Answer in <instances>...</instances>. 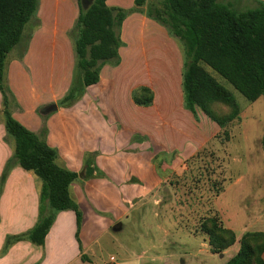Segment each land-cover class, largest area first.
<instances>
[{"label": "crops", "instance_id": "obj_1", "mask_svg": "<svg viewBox=\"0 0 264 264\" xmlns=\"http://www.w3.org/2000/svg\"><path fill=\"white\" fill-rule=\"evenodd\" d=\"M107 4L129 10L121 27L120 61L105 64L100 80L73 103L61 101L75 77L73 29L79 0H39L24 41L8 53L3 83L9 109L57 149L59 164L79 174L71 193L83 220L80 242L77 214L66 209L57 212L44 244L22 238L4 251L8 236L36 225L43 182L18 162L2 182L15 140L6 130L0 90V264H104L94 259L99 239L118 231L135 209L185 172L189 159L225 132L203 111L195 115L185 109L184 56L168 30L145 12L133 10L135 0ZM142 87L152 91L150 105L135 101V91ZM53 105L57 108H50ZM230 139L220 140L224 144ZM261 214L254 230L264 232Z\"/></svg>", "mask_w": 264, "mask_h": 264}, {"label": "trees", "instance_id": "obj_2", "mask_svg": "<svg viewBox=\"0 0 264 264\" xmlns=\"http://www.w3.org/2000/svg\"><path fill=\"white\" fill-rule=\"evenodd\" d=\"M147 1L135 0L133 10L145 12L159 22L183 46L185 108L195 115L198 109L202 110L228 135L227 126L239 116L240 106L233 92L205 65L227 79L248 100L264 97V0H256L253 8L245 10L234 8L229 0H163L162 8L150 6L144 10ZM79 6L73 29L76 71L73 85L61 101L65 105L75 102L87 86L100 80L105 64L119 63L121 27L129 13V10L108 6L107 0H89L88 4L79 0ZM38 7L39 0H0V90L4 94L6 130L15 140L14 155L7 163L2 182L14 162L33 170L43 182L36 225L24 234L8 236L4 251L22 238L44 244L57 212L66 209H73L77 214L76 237L80 242L83 213L71 193V184L79 174L59 164L57 149L14 118L3 83L8 53L22 41L25 27L34 20ZM134 97L141 105H150L153 98L147 87L135 91ZM217 103L229 106L230 111L218 112ZM94 169L89 168V173ZM215 222L209 220L211 227L206 231L218 240L211 242L213 250L222 252L236 242V234ZM239 242L238 252L225 264H264V232L248 231ZM82 259L91 263L85 254Z\"/></svg>", "mask_w": 264, "mask_h": 264}, {"label": "rangeland", "instance_id": "obj_3", "mask_svg": "<svg viewBox=\"0 0 264 264\" xmlns=\"http://www.w3.org/2000/svg\"><path fill=\"white\" fill-rule=\"evenodd\" d=\"M162 1L148 0L143 9L162 8ZM229 1L240 10L256 4V0ZM175 39L184 56L182 44ZM205 66L233 92L240 106L239 116L227 126L229 134L222 132L220 137H231L229 143L217 139L199 151L187 161L182 175L173 177L153 200L133 211L122 229L102 236L95 246L94 259L99 263L115 255L120 264H225L238 252L241 236L255 231L259 214L264 217V97L248 100ZM215 107L222 114L230 111L221 103ZM213 219L236 234V242L222 252L213 250L211 242L218 240L206 231Z\"/></svg>", "mask_w": 264, "mask_h": 264}, {"label": "built area", "instance_id": "obj_4", "mask_svg": "<svg viewBox=\"0 0 264 264\" xmlns=\"http://www.w3.org/2000/svg\"><path fill=\"white\" fill-rule=\"evenodd\" d=\"M104 264H120L118 257L115 255H110Z\"/></svg>", "mask_w": 264, "mask_h": 264}, {"label": "water", "instance_id": "obj_5", "mask_svg": "<svg viewBox=\"0 0 264 264\" xmlns=\"http://www.w3.org/2000/svg\"><path fill=\"white\" fill-rule=\"evenodd\" d=\"M83 3H89V0H83ZM50 108H54V109H56L57 108V106L56 105H53L52 107H50ZM119 228H121V226H118Z\"/></svg>", "mask_w": 264, "mask_h": 264}]
</instances>
